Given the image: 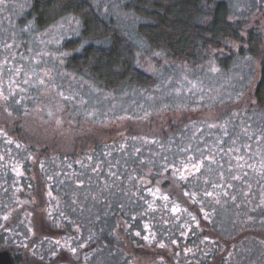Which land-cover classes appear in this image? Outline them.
Listing matches in <instances>:
<instances>
[{"label":"rangeland","instance_id":"rangeland-1","mask_svg":"<svg viewBox=\"0 0 264 264\" xmlns=\"http://www.w3.org/2000/svg\"><path fill=\"white\" fill-rule=\"evenodd\" d=\"M92 1L141 47L137 63L155 83L105 91L68 67L64 46L80 38L79 18L39 32L30 0H0V248L25 253L24 264H195L209 255V264H264V232L263 245L241 242L247 233L218 244L255 226L251 211L264 202L254 177H264V110L248 115L262 137L249 154L248 141L233 136L235 117L206 121L225 106L242 109L259 57L222 65L223 52L213 51L196 65L173 61L138 39L128 0ZM224 1L230 19L254 28L264 47V0ZM259 163L263 169L252 170ZM160 176L181 194L164 190L169 179L155 182ZM251 192L256 204L246 202ZM135 243L154 256L132 254Z\"/></svg>","mask_w":264,"mask_h":264},{"label":"trees","instance_id":"trees-1","mask_svg":"<svg viewBox=\"0 0 264 264\" xmlns=\"http://www.w3.org/2000/svg\"><path fill=\"white\" fill-rule=\"evenodd\" d=\"M125 8L139 20L136 25L138 39L152 51L162 53L173 61L196 65L209 60V54H212L213 51L223 52V58L219 59L222 65H225L233 57L247 54L253 58L259 57L258 78L252 93L248 95V100H244L247 101L245 105L241 103L242 109L239 106L231 109L225 106L221 113L216 112L215 117L211 116L206 120L208 123L211 120L224 122L228 114L235 117L231 124L233 136L235 139L245 138L248 141L247 146H243L244 152L248 153V149L245 148H250L252 142H259L262 138L246 122L248 115L252 112L258 114L264 110V47L255 29H246L243 23L232 21L229 5L224 0H128L125 3ZM100 12L99 7L97 8L92 0H30L27 15L32 19L34 30L36 28L39 32L51 26L61 17L76 16L79 18L82 25L80 38L70 41L64 46L71 52L67 58L68 67L77 74L86 76L105 91L114 89L117 93H123L126 89L129 91L155 83L154 78L146 75L137 63L138 51L141 47L124 35L113 22L106 20ZM3 41L6 40L1 41V47ZM81 41L86 45L80 49ZM235 48L236 50H234ZM97 143L100 142L95 140L89 144L91 147L92 145L97 146ZM224 147L228 149L227 144ZM254 168L252 170L263 169L260 163L256 164ZM83 171H79L77 176H81ZM162 177L165 181L169 179L164 190H171L175 195L182 191L175 189L176 187L169 176H160L155 179V182L162 180ZM254 177L256 179L255 186L264 185V177L257 173L254 174ZM157 186L159 187L158 184ZM253 190L256 191L257 187H253ZM246 195L250 196V199L246 200L247 203L256 204L253 201L256 192ZM182 196L183 199L180 201L183 203L185 196ZM256 207L251 211L250 216L252 218L250 222L256 225L244 226L236 237L233 236L228 240L222 239L223 246L218 243L221 249L227 242L246 233L249 235L245 236L241 242L249 237L259 241L257 235L263 233L264 229H259L257 226L264 224V202L258 201ZM61 210L65 212V209ZM119 217L122 216L113 215L116 222ZM73 220L76 221V219ZM201 225L199 230L203 232V225ZM126 226L130 227L128 222ZM65 227L67 226L61 228ZM209 229L211 234H215L212 237L215 242L221 240L218 232L213 230L212 226ZM259 243L263 245L261 241ZM8 248L10 251L15 250L13 245H8ZM133 248L131 253L137 256L146 258L154 256L152 255L154 253L136 243ZM15 251L18 252V250ZM213 252L220 253L219 250L217 251V247ZM212 257L211 255L206 256L195 264H209Z\"/></svg>","mask_w":264,"mask_h":264},{"label":"flooded vegetation","instance_id":"flooded-vegetation-1","mask_svg":"<svg viewBox=\"0 0 264 264\" xmlns=\"http://www.w3.org/2000/svg\"><path fill=\"white\" fill-rule=\"evenodd\" d=\"M2 250H7V249H1L0 248V251H2ZM8 252H9V254H10V257H11V260H12V263L13 264H24L23 263V261H21L20 260V258H22V256L25 254H21V253H19V252H15V251H10V250H8ZM15 252V253H14ZM19 254H21L20 256H19ZM33 257H35V255H33ZM54 258H56V257H54Z\"/></svg>","mask_w":264,"mask_h":264},{"label":"water","instance_id":"water-1","mask_svg":"<svg viewBox=\"0 0 264 264\" xmlns=\"http://www.w3.org/2000/svg\"><path fill=\"white\" fill-rule=\"evenodd\" d=\"M0 264H13L8 251H0Z\"/></svg>","mask_w":264,"mask_h":264},{"label":"snow or ice","instance_id":"snow-or-ice-1","mask_svg":"<svg viewBox=\"0 0 264 264\" xmlns=\"http://www.w3.org/2000/svg\"><path fill=\"white\" fill-rule=\"evenodd\" d=\"M25 83H27V81H25ZM41 83H43V81H41ZM3 95H4L3 90H0V96H3ZM4 98L7 99L8 97L5 96ZM65 99H68V97H65ZM16 102L19 103V101H16ZM9 143H11V141H9ZM194 167L196 168V171H199V167L198 166L194 165ZM181 178L183 179L184 177L182 176ZM208 195L211 196L212 194L211 193H208ZM136 235H140V234L139 233H136ZM144 239L145 240H148L149 237L148 236H145ZM161 246H163V245H161ZM73 251H75V250L73 249Z\"/></svg>","mask_w":264,"mask_h":264}]
</instances>
